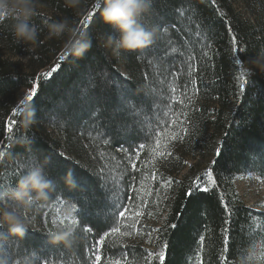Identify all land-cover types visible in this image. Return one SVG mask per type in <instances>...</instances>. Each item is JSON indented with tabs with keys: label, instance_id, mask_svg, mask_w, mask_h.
Masks as SVG:
<instances>
[{
	"label": "trees",
	"instance_id": "trees-1",
	"mask_svg": "<svg viewBox=\"0 0 264 264\" xmlns=\"http://www.w3.org/2000/svg\"><path fill=\"white\" fill-rule=\"evenodd\" d=\"M238 2L248 18L236 8ZM40 6L49 14L41 12ZM98 11L96 0H80L76 8L67 7L65 0H39L31 20L38 42L31 48L14 41L11 18H0V152L4 153L0 193L14 187L29 166L46 156L51 158L46 174L54 183L47 200L20 205L6 196L0 201V207L18 208L31 221L22 239L8 236V226L0 222V233L7 236L0 245L11 247L12 264H90L89 249L98 237L95 230L85 233L83 228L104 223L118 193L131 194L127 192L131 169L121 148L143 142L146 118H155L156 105L167 111L165 105L172 103L170 89L176 85H186V95L178 91L173 97L182 99L183 105L172 104V108L184 114L187 131L168 129L183 136L168 142L165 151L171 155L161 158L149 150L142 157L141 167L157 175L152 180L145 173L137 185L149 208L169 194L154 253L167 243L164 264H199L196 253L199 237L204 236V264H222L223 257L228 258L227 264H264V212L246 206L236 189L237 180L244 176L264 178V74L248 71L243 91L239 80L241 69H249L250 61L264 50V0H150V11L141 21L149 30L155 29L153 43L147 47L150 51L122 53L119 58L98 44L99 34L113 31L101 22L100 14L95 22L88 21L91 27L82 26ZM65 17L75 31L50 36L49 25ZM81 32L92 46L76 57L68 45ZM53 68L57 70L52 77L43 79ZM117 84L126 89V103L117 95ZM34 87L38 95L35 103H29L36 123L25 129L21 115H13L19 108L15 98ZM94 96L101 97L102 107L89 99ZM171 118V114L164 117ZM217 148L222 152L219 157ZM191 160L193 165L181 175ZM69 169L77 183L74 190L63 182ZM209 169L217 186L188 197L187 190ZM153 189L156 198L147 195ZM225 203L231 215L224 212ZM69 210L68 218L77 223H60ZM66 226L73 228L70 243L52 244L51 234ZM137 228H122L132 234L110 237L104 251L119 253V247L111 246L125 245L131 264L149 260L159 264L155 256L152 261L147 258L151 251L137 243ZM0 258L8 264L7 256L0 254Z\"/></svg>",
	"mask_w": 264,
	"mask_h": 264
},
{
	"label": "clouds",
	"instance_id": "clouds-1",
	"mask_svg": "<svg viewBox=\"0 0 264 264\" xmlns=\"http://www.w3.org/2000/svg\"><path fill=\"white\" fill-rule=\"evenodd\" d=\"M39 0H0V18H11V34L17 44H23L29 48L38 42L37 27L31 22L36 14ZM80 0H65V5L76 8ZM99 4L101 22L109 26L113 31L101 33L98 36L100 47L110 50L114 57L119 58L122 53L142 50L153 43L155 29L149 30L141 22L142 18L150 11V0H96ZM65 30L74 32L70 27V20L65 17L49 25L50 36H61ZM91 41L83 32L78 38L69 42L68 50L76 57H82L91 48ZM251 67L247 71H256L264 74V50L260 51L251 61ZM21 111V125L25 129L31 128L36 123L35 109L26 99L19 101ZM51 163L50 157L38 160L29 166L20 176L15 186L5 193H0V201L10 196L20 205H30L36 201L47 200L54 183L46 174V168ZM63 182L69 190L77 187L75 176L71 169L65 172ZM71 216V211L65 218ZM0 222L6 224L7 235L23 238L30 229L31 221L27 220L18 208L0 207ZM72 226H66L65 230L51 234L52 244H69ZM7 239L0 233V242ZM0 264H7L6 259L0 258Z\"/></svg>",
	"mask_w": 264,
	"mask_h": 264
},
{
	"label": "snow or ice",
	"instance_id": "snow-or-ice-1",
	"mask_svg": "<svg viewBox=\"0 0 264 264\" xmlns=\"http://www.w3.org/2000/svg\"><path fill=\"white\" fill-rule=\"evenodd\" d=\"M215 3V0H213ZM97 9L101 7V5H96ZM99 15V11L95 14L89 15L86 18L85 23L82 25L84 27H91V24L88 21L95 22V17ZM167 31V28H164ZM232 42L235 45L237 42V38L234 36L232 38ZM146 51H150V49L145 48ZM173 52H176V49H172ZM233 51H238L237 48H234ZM63 59V57L61 58ZM189 59H193V57H189ZM235 63L237 65L241 64L240 58H235ZM59 65H57V68ZM189 68L192 72H195L196 69L189 64ZM56 68H53L52 71L46 73L43 77L45 80H49L53 73L56 71ZM248 74L246 69H241L239 73L240 89L243 91L245 77ZM193 86H195V81H192ZM186 85H176L170 89V99L172 100L171 104L165 105L167 111H164L160 108L159 105H156V115L154 119L146 118L148 131L143 134L140 139L143 142L138 144L130 145L129 147H123L121 150L126 154L127 160L129 162V167L131 172L128 173V184H127V192H130V195L121 196L119 193L114 196V202L112 205V211L110 214H106L104 223L100 225H92L86 226L83 228L85 233H92L94 230L98 238L95 239L94 245L89 249L90 253V264H131V260L129 257V253L127 248L129 246L125 245H112V248L119 247L121 251L117 252H109L104 251L106 242L110 237L119 236H130L132 233L130 231H122L124 229L134 228L136 224L140 223L139 217L143 216L144 213L140 210L143 208H147L149 206L148 201L143 199L138 195L137 185L140 182L141 176L145 173L152 179H156V173L148 170L147 168L141 167L142 165V157L147 155V152L150 150L153 154L163 158L165 155H171V153H166L165 149L167 148V144L169 141H174L177 139H183L178 132L168 131V129L180 128L181 131L186 132L187 129L183 128V113L175 112L172 108V104L183 105V100L173 99L175 94L179 91L182 95H186L187 93L184 91ZM117 95L119 96L121 103H126V89L123 86L117 84L116 85ZM198 91V89H197ZM38 93L35 88H33L23 99H26L28 102L35 103L34 98L37 97ZM97 108L102 107V99L101 97H90L89 98ZM95 110V109H94ZM134 111V107L132 109ZM21 111V106L13 112V115L16 116ZM171 114L174 118L164 119V117H168ZM15 123V121H13ZM13 129L9 126L8 131L11 132ZM107 143V141H105ZM131 149V150H130ZM4 153L0 152V156H3ZM62 155V154H61ZM216 155L219 157L222 155L220 148L216 149ZM218 162V161H217ZM165 184H170V181L165 180ZM216 187L217 181L214 178L213 171L209 169L205 178L198 177L196 181L193 183V187H190L186 195L188 197L194 196L196 193H209L210 187ZM120 191H124L121 189ZM155 189L152 192H148L147 195L151 196L155 194ZM223 210L226 214L231 215V210L227 203L223 205ZM77 216L81 215L80 212L76 213ZM109 219L112 220V226L108 227ZM67 220L70 224H76L77 221L72 218H64L60 220V223H64ZM127 222V223H126ZM227 223V221H225ZM172 228H176V224L171 225ZM158 231V230H157ZM226 232L227 229H224ZM225 244H227L229 237H224ZM204 241L205 237H199V246L200 252H197L196 255L199 257V264H204L203 257L201 253L204 249ZM134 247V246H132ZM168 248V244L165 243L160 252L158 254H154L152 252H147L146 257L151 258L155 255V258L159 260V264H164L165 262V250ZM0 254L7 256L8 264H12V250L8 244L0 245ZM227 257L222 258V264H227ZM147 264H151L150 260L147 261Z\"/></svg>",
	"mask_w": 264,
	"mask_h": 264
},
{
	"label": "rangeland",
	"instance_id": "rangeland-1",
	"mask_svg": "<svg viewBox=\"0 0 264 264\" xmlns=\"http://www.w3.org/2000/svg\"><path fill=\"white\" fill-rule=\"evenodd\" d=\"M236 8L242 13V15L245 18H248V14L243 4L238 2ZM40 11L49 14L48 10L42 6H40ZM120 70L122 73H125V70L123 68L120 67ZM32 89H24L16 95L15 99L17 100L18 107H20L19 101L23 99ZM55 137L58 139V136ZM61 151L65 153V149L63 147L61 148ZM193 163H194L193 160L189 161L186 170H184L181 175L185 174L186 173L185 171H187L189 167L193 165ZM236 189L241 200L246 206L253 208L257 211L264 212V178H259L257 176H251V175L244 176L237 180ZM153 196L154 198H156V193L151 195V197ZM169 199H170L169 194H166L163 197V201L161 200V203L159 202L157 203L156 201V203L152 204L151 208H149L148 206L147 208L140 209L144 213V215L138 218L140 220V223L136 224V226L138 227L137 228L138 239L136 241L137 243H140L143 246H145L152 253H154L156 250L155 247V242L157 239L156 231L165 220ZM154 217L156 220H153ZM146 227H149L151 230L154 228V230L150 232L149 230L145 229ZM154 256L151 257V261L154 259Z\"/></svg>",
	"mask_w": 264,
	"mask_h": 264
}]
</instances>
